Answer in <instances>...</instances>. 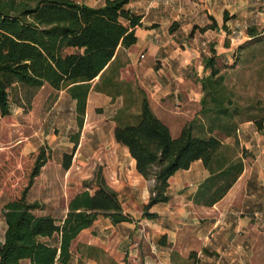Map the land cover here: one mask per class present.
<instances>
[{"label": "crops", "instance_id": "crops-1", "mask_svg": "<svg viewBox=\"0 0 264 264\" xmlns=\"http://www.w3.org/2000/svg\"><path fill=\"white\" fill-rule=\"evenodd\" d=\"M74 1L99 6L105 0ZM127 6L141 15L140 24L134 27L136 39L128 47L116 48L105 72L111 85L94 88L98 75L91 80L80 126L75 99L62 87L50 112L66 111L70 123L61 124L56 136L44 133L47 127L37 137L17 135L16 142L24 139L22 153L34 149L42 139L57 147L49 158L59 169L56 176L47 177L53 183L37 195L29 188L26 200L37 203L35 214L62 217L74 193L84 188L91 192L96 187L94 180L88 182L94 169H99L104 182L117 192L122 211L131 220L112 223L97 214L72 239L67 264H103V258L111 264H264V121L260 127L252 120L238 124L235 135L245 151L243 167L218 200L204 206L190 199L208 173L201 160L194 159L169 176L168 199L147 209L153 216L142 214L149 180L136 171L127 147L113 135L115 117L119 114L124 122L126 115L137 111L144 95L153 113L175 136L182 124L197 114L200 78L208 72L202 55L209 54V44L217 57L229 64L232 45L250 37L247 27L255 26L252 33L263 32L264 0H129ZM8 109L0 114V155L7 134L3 127L11 121L5 117L17 112L10 100ZM232 141V136H226L225 142ZM63 153L71 154L66 168L61 165ZM47 178L42 185L48 186ZM70 180H76L79 187L69 193ZM38 181L33 180L32 185ZM5 201L0 194V241ZM26 262L20 260V264Z\"/></svg>", "mask_w": 264, "mask_h": 264}, {"label": "trees", "instance_id": "trees-1", "mask_svg": "<svg viewBox=\"0 0 264 264\" xmlns=\"http://www.w3.org/2000/svg\"><path fill=\"white\" fill-rule=\"evenodd\" d=\"M128 1L105 0L91 6L74 0H0V114L8 113V89L15 83L33 88L46 84L54 90L66 87L75 99L79 127L91 80L98 75L94 88L111 85L105 72L116 48L128 47L136 39L134 27L140 24L141 15L127 6ZM211 25L213 22L206 26ZM254 29L247 27V40L258 39ZM208 50L209 54L202 55L208 72L200 78L198 115L183 123L175 136L153 113L144 95L137 111L126 115L124 122L119 114L115 117V140L127 147L136 171L149 180L148 198L142 206L145 216L154 215L147 211L152 204L168 199L169 176L194 159H200L208 173L190 199L204 206L213 204L243 167L245 151L235 135L238 124L252 120L260 127L264 121V107L254 113L250 105L236 102L216 65L212 44ZM223 136H232L233 141L225 142ZM47 157L44 146H38L25 184L17 195L6 197L2 206L5 228L0 264H20L21 259H26V264H67L72 239L97 214L112 223L131 220L122 211L117 192L98 171L94 174L96 187L91 192L84 188L74 193L62 217L35 214L37 203L28 202L25 195ZM70 158V153H63V168Z\"/></svg>", "mask_w": 264, "mask_h": 264}, {"label": "rangeland", "instance_id": "rangeland-1", "mask_svg": "<svg viewBox=\"0 0 264 264\" xmlns=\"http://www.w3.org/2000/svg\"><path fill=\"white\" fill-rule=\"evenodd\" d=\"M258 35L260 37L258 39L244 40L241 47L237 46L239 42H236L234 47L233 44L232 51L229 52V64H224L218 57L216 60V65L219 71L223 73L225 82L233 90V97L236 102L242 106L250 105L254 113H258V109L264 107V30ZM57 93L58 90H54L46 84L30 89L22 88L15 84L9 90L11 107L12 109L16 108L17 112L12 111L9 116L5 117V119L11 120V124L5 120L6 123L3 127L6 129L7 134L3 136L4 150L0 155V194L5 198L17 195L25 184L34 153L40 145L44 146L48 157L42 169L40 168L41 170L33 177V180L39 179V181L33 185L31 183L27 191L30 188L31 194L37 195L44 187H50L53 183L54 180L50 184L47 177L56 176L59 172L57 166L49 159L50 154H54L57 147L49 145L46 139H42L40 144L26 153H22L24 139L20 138L16 142L18 134L26 136L30 133L32 137H37L40 134V130L43 128L45 130L46 127L48 130L44 131V133H53L56 136L61 124L70 123V117L66 111H59L57 114L50 112L52 110V102L55 100ZM20 97H22L21 101ZM18 100L20 101L19 103H17ZM34 131L35 133H33ZM57 139L60 138L57 136ZM222 139L226 141L225 136ZM227 139L231 141V138ZM97 171L100 173L99 169H94L88 182L94 180V174ZM46 178L49 181L48 186L42 185ZM75 181L70 180V185L66 188V191L70 193L75 187H79L78 182ZM53 186L55 187V184ZM102 263L111 264L108 258H103Z\"/></svg>", "mask_w": 264, "mask_h": 264}]
</instances>
